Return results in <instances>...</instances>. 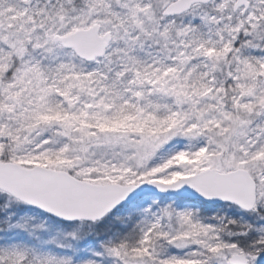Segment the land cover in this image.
Here are the masks:
<instances>
[{
	"label": "snow or ice",
	"instance_id": "snow-or-ice-1",
	"mask_svg": "<svg viewBox=\"0 0 264 264\" xmlns=\"http://www.w3.org/2000/svg\"><path fill=\"white\" fill-rule=\"evenodd\" d=\"M0 264H264V0H0Z\"/></svg>",
	"mask_w": 264,
	"mask_h": 264
}]
</instances>
